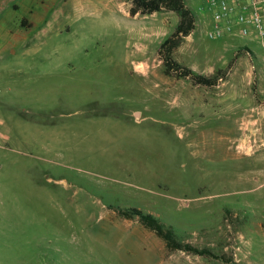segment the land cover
Returning a JSON list of instances; mask_svg holds the SVG:
<instances>
[{
    "label": "rangeland",
    "instance_id": "1",
    "mask_svg": "<svg viewBox=\"0 0 264 264\" xmlns=\"http://www.w3.org/2000/svg\"><path fill=\"white\" fill-rule=\"evenodd\" d=\"M130 6L0 0V264H264L261 42L210 40L196 14L174 59L227 71L198 86L159 59L179 16ZM132 209L218 258L170 251Z\"/></svg>",
    "mask_w": 264,
    "mask_h": 264
},
{
    "label": "trees",
    "instance_id": "2",
    "mask_svg": "<svg viewBox=\"0 0 264 264\" xmlns=\"http://www.w3.org/2000/svg\"><path fill=\"white\" fill-rule=\"evenodd\" d=\"M163 10L176 13L179 23L174 32L160 45L159 59L164 66V74L176 79H188L193 84L206 88H216L226 80L227 71H218L214 75L204 76L196 74L192 69L181 65L174 59V52L180 47L183 40L189 37L196 28V12L187 4L186 0H131L129 14L131 17L149 16ZM248 50V48L245 47ZM235 64V59L228 64V69ZM120 216L137 220L146 229L155 233L166 244L170 251H183L200 256L218 258L209 249H198L189 243L181 242L172 228H167L152 215L144 214L137 209L120 210Z\"/></svg>",
    "mask_w": 264,
    "mask_h": 264
},
{
    "label": "built area",
    "instance_id": "3",
    "mask_svg": "<svg viewBox=\"0 0 264 264\" xmlns=\"http://www.w3.org/2000/svg\"><path fill=\"white\" fill-rule=\"evenodd\" d=\"M196 14L211 17L210 40L240 37L257 40L264 48V0H195Z\"/></svg>",
    "mask_w": 264,
    "mask_h": 264
},
{
    "label": "bare ground",
    "instance_id": "4",
    "mask_svg": "<svg viewBox=\"0 0 264 264\" xmlns=\"http://www.w3.org/2000/svg\"><path fill=\"white\" fill-rule=\"evenodd\" d=\"M137 69L138 70H144V68H143V65L142 64H138L137 65ZM244 125V124H243ZM246 125V126H245ZM245 125H244V127H245V131L247 132L248 130L247 129H249V128H247L248 127V123H245ZM249 137V136H248ZM246 140H247V142H246ZM254 140H255V138H254V136L253 137H249L248 139H244V142L243 143H241L240 144V148H242V149H245L247 152H250L252 149H253V143H255L254 142ZM249 143V144H248Z\"/></svg>",
    "mask_w": 264,
    "mask_h": 264
},
{
    "label": "crops",
    "instance_id": "5",
    "mask_svg": "<svg viewBox=\"0 0 264 264\" xmlns=\"http://www.w3.org/2000/svg\"><path fill=\"white\" fill-rule=\"evenodd\" d=\"M196 6H197V5H196ZM128 13H129V12H128ZM128 13H127V14H128ZM129 15H130V14H129ZM258 122H259V121H258ZM258 122H257V123H258ZM254 123H256V122H254Z\"/></svg>",
    "mask_w": 264,
    "mask_h": 264
}]
</instances>
